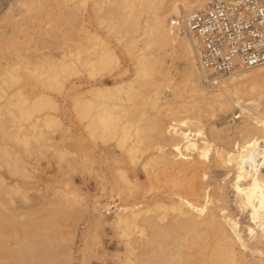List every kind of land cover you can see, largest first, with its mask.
Wrapping results in <instances>:
<instances>
[{
	"label": "bare ground",
	"instance_id": "bare-ground-1",
	"mask_svg": "<svg viewBox=\"0 0 264 264\" xmlns=\"http://www.w3.org/2000/svg\"><path fill=\"white\" fill-rule=\"evenodd\" d=\"M206 1L58 0L55 23L78 22L76 38L64 32L58 52H28L0 34V167L13 178L0 175V264H74L75 231L56 229L59 216L75 213L68 203L87 212L80 264L92 233L105 229L123 249L117 264H264V64L206 84L194 38L171 25ZM16 2L5 20L18 28L49 8L46 0ZM170 54L185 65L180 79L166 67ZM81 75L85 90L74 81ZM27 82L41 92L26 96ZM186 87L190 99L177 100ZM56 97H67L83 122L98 193L80 198L62 189L49 215L42 201L29 211L17 202L29 201L21 182L33 179L21 153L39 159L62 129ZM236 103L247 107L238 122L217 123ZM53 152L64 163L69 151Z\"/></svg>",
	"mask_w": 264,
	"mask_h": 264
},
{
	"label": "rangeland",
	"instance_id": "rangeland-1",
	"mask_svg": "<svg viewBox=\"0 0 264 264\" xmlns=\"http://www.w3.org/2000/svg\"><path fill=\"white\" fill-rule=\"evenodd\" d=\"M16 1L17 0H0V34L1 33H7L8 35H10L13 39H15L14 40L15 42L16 41L19 42V43H17L19 46L18 45H16V46L21 47L20 44L22 45V47L27 46L26 48H30V51H28V52L33 51L34 53H35V51L36 52L38 51V50H32L33 48L35 49V47L36 48L38 47V49H40V52L38 51V53H43L44 51H46L43 49H48L49 51L51 50V52L52 51L58 52V50H59L57 47L58 41L60 38H62V36L64 35L63 34L64 32H65V35L67 34L66 35L67 37L76 38L77 33H73L76 30L73 31L72 26H73V29H76V27L78 26V22H75L73 24L62 22V23H59V25L57 23H55L57 21V16L55 15L56 10H54V7H52V4H55L54 2H56L58 0H49L51 2V4H50V2H47V0H46L45 3L49 4V8L47 9V12H38L37 11L35 13H32L31 15L25 16L24 25L20 28L16 27L17 23L12 24V23H9V21L6 22L5 16L7 14V11L9 10V8L14 9L15 12H17L19 9V5L17 4ZM86 11H87V5H86ZM54 15H55V17H54ZM52 17L54 20L49 19ZM48 21H50V22L48 23ZM52 23L55 24L56 26H52L53 25ZM57 25L59 28L57 27ZM94 27H96V26H94ZM94 27L92 26L93 29H94ZM90 29H91V27H90ZM46 30H47V32H45ZM78 37H79V35H77V38ZM3 43H4V40L0 39V46ZM22 47H21V49H22ZM31 47H32V49H31ZM5 49H6V47H5ZM11 50H13V48L9 46L8 51H11ZM48 50L46 52H48ZM183 64H184L183 61L181 59H179L178 57H176L174 54H170L168 57H166V67L169 68L171 76L175 80L180 79V76L182 74L181 70H184V68H185L184 67L185 65H183ZM255 71H257V70H255ZM78 79L79 78L75 79L74 81H76V82L78 81L77 84L79 82L82 83L81 84L82 88H80V89L86 88L87 78L84 75H81L80 79L79 80ZM259 80L261 81V84L264 85V82H262V81H264V75L260 76ZM187 88L188 87H186V89L184 88L180 91L177 100H180L181 98L184 100L190 99V97L187 96V95H190L189 88L188 89ZM20 90L23 93H25V95L28 97H31L30 94L34 95L36 93L41 92V88L38 85H34L31 82L25 83L20 88ZM46 92L48 93L49 91H46ZM164 92H166V91H164ZM49 93H51V92H49ZM58 98H60V99H58ZM66 98L67 97H64V99H63V97H56V100L59 103L58 105L59 106L61 105L60 106L61 109L59 108L57 110V112H58L57 114H58V117L62 121V129L55 130V132L53 131L50 134L52 142L54 143V147L56 149H58V150H60V149L65 150L66 149L67 152L69 151L68 152L69 155L67 154V157L69 159L67 157H65L67 160L64 159V161H63L64 163L66 162V165L64 163H62V161L60 162L57 159V157H55V154H53L54 153L53 152L54 147L49 146V147L45 148L44 150L42 149V154L40 155L39 159H37V157H35L36 155H30L29 157H26L24 153H21V155L24 157V159H26L30 163L31 172H32L31 174H33V179H32L33 181L31 180V181L21 182V185L24 187L23 189H25L27 191L26 193L29 195L30 199L28 198V195H27V198L29 201L28 202L27 201L26 202H20V203L17 202V204H21L20 206H23L24 210L27 209L26 211L30 210V209L28 210L29 207L30 208L32 207V209H33L35 207V204L40 203V201H42V203H43L42 205H44L43 212L47 213L48 210H50V212H52V213L48 212L47 214H49V215L55 214L54 212H55V209H57L58 204H60V202L63 201V200L61 201L56 196V194L60 191H63V190L64 191L67 190L66 192H68V193L73 192V193L77 194L78 197H80V198H87V194L92 195V194L98 193L97 188H96V184H95V180L93 179V177L91 175H89L87 173V133L83 128V122L79 121L74 116V114L70 111L71 110L70 102H69L70 100L67 98L68 99V101H67ZM63 105H64V107H63ZM246 108H247L246 106L236 103L233 111L228 112L222 118L217 119L218 122H217V120H216V122L217 123H219V122L221 123V121L223 123L229 122V124H232L233 122L236 123V122H238V120H236V119L239 118V116L241 117L242 115H244L247 112ZM62 109H64V110H62ZM77 159H79V162ZM70 160L73 161L72 162L73 164H71ZM74 161H75L76 166H74ZM62 165H63V167H62ZM72 165H73V167H72ZM66 168H68L69 170ZM32 169H33V171H32ZM71 169H72V171L74 169V171L72 172ZM75 170H77V171H75ZM0 175L4 179H6L7 182L13 180V178L11 176H9V174L7 173V171L4 167H0ZM140 177H141V179H143L142 175ZM63 181H65V182H63ZM61 186H63V187L65 186V187L63 188ZM38 190H40V191H38ZM41 194H43L45 196V198L43 195L41 197ZM52 197H54L55 199ZM51 199H52V201H51ZM100 199H101L102 203L108 202L104 196L100 197ZM46 200H48V201L45 202ZM53 200H55V201H53ZM49 201L51 203H49ZM23 203H27V204H25V206H24ZM31 203L34 205L31 206ZM47 203H48V205H47ZM112 205H113V203L110 204V206H112ZM78 207L81 208L77 204L68 203V205H66V209L71 210V212L75 210L74 211L75 213L72 212L73 214L71 213V215L73 217L70 218L67 216V217H65L66 219L64 218V216H59L62 219V221L57 219V221H58L57 224H60V226L57 225L59 227L56 228L58 231H60L64 235H66L69 230L75 231V238H74L75 244H73V253L75 252L74 255L79 254L78 248L81 249V247H82L81 245L83 244L82 243L83 242L82 241L83 235L87 233V212L81 211V209H78ZM46 208L48 210H46ZM109 208L103 209L104 215L106 217H107V214H109L111 212L109 210H106ZM111 209H113V207ZM83 213H86V214L84 215ZM68 221L70 222L69 224H68ZM59 222H62V225ZM70 226H72L73 228L72 227L70 228ZM97 231L98 232L95 231V233L94 232L92 233V235H94V236L90 239V242L88 241L89 242L88 244L90 245L91 240H92L93 242L91 245L94 244V246L92 247L90 245L93 248L89 251L90 253L88 252L90 255L89 254L87 255V252H85V254L87 256L86 259H84L85 264L86 263H88V264H90V263L91 264H117L118 259L122 256L123 249H122L121 245L116 242V239L114 237V232L112 230H109V229H105L103 232H101V230H97ZM81 233H82V235H81ZM101 244H103V245H101ZM101 247H103V248H101ZM98 248H100V249H98ZM92 251H94V253ZM77 255H75V258H76L75 260H77V261H74V264H80V260L78 258L80 256V254L78 256ZM88 256H90V258H92L93 260L90 259ZM88 259L91 260V262H87Z\"/></svg>",
	"mask_w": 264,
	"mask_h": 264
},
{
	"label": "built area",
	"instance_id": "built-area-1",
	"mask_svg": "<svg viewBox=\"0 0 264 264\" xmlns=\"http://www.w3.org/2000/svg\"><path fill=\"white\" fill-rule=\"evenodd\" d=\"M195 40L206 84L264 64V0H207L171 24Z\"/></svg>",
	"mask_w": 264,
	"mask_h": 264
}]
</instances>
